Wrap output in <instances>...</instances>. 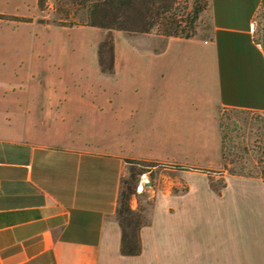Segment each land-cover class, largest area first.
<instances>
[{"label": "crops", "instance_id": "0c3cea01", "mask_svg": "<svg viewBox=\"0 0 264 264\" xmlns=\"http://www.w3.org/2000/svg\"><path fill=\"white\" fill-rule=\"evenodd\" d=\"M260 3L209 0L207 38L143 35L119 81L81 55L67 76L40 68L26 14L0 6V264H264V179L224 170L217 125L219 108L264 110ZM129 159L168 170L137 188L153 200L137 255L115 216Z\"/></svg>", "mask_w": 264, "mask_h": 264}, {"label": "rangeland", "instance_id": "374dc122", "mask_svg": "<svg viewBox=\"0 0 264 264\" xmlns=\"http://www.w3.org/2000/svg\"><path fill=\"white\" fill-rule=\"evenodd\" d=\"M40 2L42 6H40ZM40 2L39 0H0L1 9L12 8L16 4V8L12 9V12H15L16 15L25 13L27 17L25 19L31 22L27 23L26 29L31 31L32 54L46 55L37 59L38 66L44 70L53 69L54 74L58 72L67 76L68 73L76 70L78 61H80L79 55H81L82 61H84L82 63L91 68L93 80L103 81L96 73L97 49L99 43L106 36L107 31L85 25H57L54 21H58L63 15L57 12L54 0H40ZM201 5H203V10L193 22L191 37L207 38L211 34L209 0H178L173 6V11L182 20V25L187 27L193 8ZM12 25L17 26L18 23H12ZM3 26L4 22H1V27ZM110 35L114 45V66L115 62H118L115 73L118 81L121 75L126 74V71L123 73V69L120 68L122 51L124 52L123 59L130 60L133 59L130 48H135L133 53L136 56L138 46L141 48L152 43V40L147 37L159 38L157 48L163 45L167 37L157 31L156 27L149 33L139 34L111 30ZM143 35H147V37ZM252 36L254 42L259 45L264 53V8L261 4L253 18ZM40 48L48 52H40ZM48 54L51 57H47ZM52 62H56L57 65H52ZM217 125L221 140L222 161L224 160L227 163V169L224 170L229 172V169H234L244 174L264 177V110L219 108ZM148 169L151 170L154 185L157 184L156 176L159 173L168 174V170L164 169L162 165H154ZM143 174L139 175L138 187L141 184ZM220 180L222 178H213L215 184H218ZM148 183L149 181L147 180L145 183V185H148L147 189H149L150 185ZM147 195H152L151 190L144 192L143 196L140 195L142 203L145 202L144 196Z\"/></svg>", "mask_w": 264, "mask_h": 264}, {"label": "trees", "instance_id": "16d2710c", "mask_svg": "<svg viewBox=\"0 0 264 264\" xmlns=\"http://www.w3.org/2000/svg\"><path fill=\"white\" fill-rule=\"evenodd\" d=\"M178 0H54L57 12L63 17L54 21L57 25H85L98 27L107 31L106 36L98 45L97 60L101 72H114V45L110 35L111 30L125 31L132 34L149 33L154 27L165 36L189 38L193 32V22L203 10V5L195 7L188 21V26L182 25V20L173 11ZM40 2V0H39ZM41 3V2H40ZM264 8V0L260 3ZM42 6V3L41 5ZM7 16V15H1ZM11 17V16H7ZM18 18V17H15ZM69 20V21H68ZM129 174L120 179L119 193L115 216L121 228L120 251L124 255H137L141 251L139 231L142 226L150 223V209L153 203L152 196H143L147 189L137 190L139 175L149 171V167L157 163L142 160H127ZM138 166V167H137ZM178 169L183 166L176 165ZM223 168L227 163L223 160ZM229 173L244 174L234 169ZM258 176V175H257ZM262 177V176H260ZM149 178L152 181L151 171ZM264 179V177H262ZM224 186L223 179L215 184L211 179V187L220 191ZM154 188V187H152ZM137 198V206L132 208L131 199Z\"/></svg>", "mask_w": 264, "mask_h": 264}, {"label": "built area", "instance_id": "2783aa9c", "mask_svg": "<svg viewBox=\"0 0 264 264\" xmlns=\"http://www.w3.org/2000/svg\"><path fill=\"white\" fill-rule=\"evenodd\" d=\"M139 189V188H138Z\"/></svg>", "mask_w": 264, "mask_h": 264}, {"label": "water", "instance_id": "95a60500", "mask_svg": "<svg viewBox=\"0 0 264 264\" xmlns=\"http://www.w3.org/2000/svg\"><path fill=\"white\" fill-rule=\"evenodd\" d=\"M149 184V183H148Z\"/></svg>", "mask_w": 264, "mask_h": 264}]
</instances>
